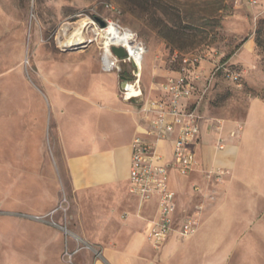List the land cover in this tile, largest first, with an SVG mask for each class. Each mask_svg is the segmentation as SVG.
Returning a JSON list of instances; mask_svg holds the SVG:
<instances>
[{
  "label": "crops",
  "instance_id": "1",
  "mask_svg": "<svg viewBox=\"0 0 264 264\" xmlns=\"http://www.w3.org/2000/svg\"><path fill=\"white\" fill-rule=\"evenodd\" d=\"M196 88L200 91L203 85ZM70 94L77 101L60 112L55 145L68 176L67 188L37 189L35 174L20 172L17 158L0 162V264H228V255L217 257L218 249L228 248V240L224 236L212 244V235L233 226L238 238L229 241L236 249L246 253L264 246V104L259 99L251 100L239 138L230 134L236 131L234 122L219 121V127L206 118L192 146L195 170L186 177L169 170L177 226L205 192L218 205L208 217L206 206L194 235L181 238L172 233L157 251L147 240L156 200L139 203L128 189L131 142L152 139L151 117L118 99L116 90ZM70 94H59L57 103ZM155 94L156 99L162 96L161 86ZM172 145H157L165 163L171 159ZM25 162L35 164L29 155ZM207 170L219 176L207 183ZM8 184L11 190L2 191ZM262 260L260 256L256 263Z\"/></svg>",
  "mask_w": 264,
  "mask_h": 264
},
{
  "label": "rangeland",
  "instance_id": "2",
  "mask_svg": "<svg viewBox=\"0 0 264 264\" xmlns=\"http://www.w3.org/2000/svg\"><path fill=\"white\" fill-rule=\"evenodd\" d=\"M98 19L129 29L145 46L143 100L158 97L155 90L179 71L180 56L193 55L201 68L196 85L206 87L196 105L200 125L206 118L217 126L234 122L237 139L251 100L264 104V0H0V162L17 158L20 172L35 174L37 189L69 186L55 145L60 112L77 101L70 93L116 90L120 99L119 83L131 79L126 62L118 63L120 71L103 70L100 36L88 42L92 32H100ZM68 22L85 23L87 43L64 47L67 39H60L59 30ZM59 94L70 95L57 103ZM27 155L34 166H26ZM8 186L1 190H11ZM208 194L189 213L196 212L198 225L206 206L208 217L218 205ZM238 232L233 226L212 235V244L228 240L217 257L228 255V264H258L263 256V263L264 246L245 253L232 245L229 239H237Z\"/></svg>",
  "mask_w": 264,
  "mask_h": 264
},
{
  "label": "built area",
  "instance_id": "3",
  "mask_svg": "<svg viewBox=\"0 0 264 264\" xmlns=\"http://www.w3.org/2000/svg\"><path fill=\"white\" fill-rule=\"evenodd\" d=\"M253 2L254 0H249ZM100 32L104 34L110 25H115L117 35H123L124 29L115 22H103ZM129 32L128 45L114 35L110 36L112 44L108 47L110 62L102 64L103 70L108 73L115 70L120 71L119 62H126L131 65L130 80H124L125 89L120 88L119 98L125 103L132 101L139 104L140 114L148 115L151 121L148 127V135L151 140L134 138L131 142V156L129 167V193L136 197L139 203H146L149 200H156V214L150 221V228L147 240L154 250L159 251L166 239L176 233L181 238H189L194 235L198 221L193 215L182 217L177 226L173 218L176 203L175 193L169 188V170H173L182 177H186L195 170L197 159L192 146L197 143L201 133L200 116L196 111L197 102L204 98L206 87L197 91L199 59L193 55L180 56V69L174 76H169L161 85L162 96L159 99H142L140 87L141 62L145 55V46L137 39L136 35ZM119 42V43H115ZM122 48L126 55L124 59L117 58L111 53V48ZM197 95V96H195ZM191 104L188 103L191 101ZM234 138L236 135L231 134ZM162 141H171L172 151L169 163L164 162L157 153V145ZM204 177L209 180L214 176H219L210 171H203ZM193 190L201 195L200 188L193 185ZM42 220L41 217H35ZM66 232V228L62 227ZM67 260L71 255L65 254Z\"/></svg>",
  "mask_w": 264,
  "mask_h": 264
},
{
  "label": "bare ground",
  "instance_id": "4",
  "mask_svg": "<svg viewBox=\"0 0 264 264\" xmlns=\"http://www.w3.org/2000/svg\"><path fill=\"white\" fill-rule=\"evenodd\" d=\"M85 25L84 22H78V23H64L61 25V28L59 30V37L60 39L63 38L64 40L67 39L66 41H62L64 44V47L66 48L68 45L72 47H78L80 45H84V43H87L85 39H87V36L85 34ZM70 30V32H68ZM129 29L126 30L124 29V34L123 35H117L118 32L115 28V25H110L104 34L101 32H92V34L89 36L91 39L88 42H91L92 40H96V37L100 36V40L103 42V58H102V64L104 63H109L110 62V56L109 54V46L112 44V40L110 39V36L116 35V37L119 39V41L124 42L125 45H128V36H129ZM85 34V36L83 35ZM83 35V36H82ZM95 36V38L93 37ZM83 37L85 39H83ZM61 41V40H60ZM119 43V42H115ZM62 45V44H61Z\"/></svg>",
  "mask_w": 264,
  "mask_h": 264
},
{
  "label": "water",
  "instance_id": "5",
  "mask_svg": "<svg viewBox=\"0 0 264 264\" xmlns=\"http://www.w3.org/2000/svg\"><path fill=\"white\" fill-rule=\"evenodd\" d=\"M97 21V23H99V25H101L102 27H104V23H103V21L102 20H100V19H98V20H96ZM81 46V45H80ZM111 53L112 54H114L117 58H119V59H124L125 58V54H124V51H123V49L122 48H118V47H114V48H111ZM121 85H120V88L121 89H125V87H126V84H125V82H121L120 83Z\"/></svg>",
  "mask_w": 264,
  "mask_h": 264
},
{
  "label": "trees",
  "instance_id": "6",
  "mask_svg": "<svg viewBox=\"0 0 264 264\" xmlns=\"http://www.w3.org/2000/svg\"><path fill=\"white\" fill-rule=\"evenodd\" d=\"M124 80V79H123Z\"/></svg>",
  "mask_w": 264,
  "mask_h": 264
}]
</instances>
